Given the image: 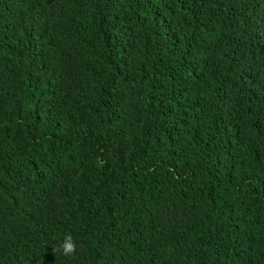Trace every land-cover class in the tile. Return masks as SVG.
I'll use <instances>...</instances> for the list:
<instances>
[{
	"label": "trees",
	"instance_id": "trees-1",
	"mask_svg": "<svg viewBox=\"0 0 264 264\" xmlns=\"http://www.w3.org/2000/svg\"><path fill=\"white\" fill-rule=\"evenodd\" d=\"M0 264H264V0H0Z\"/></svg>",
	"mask_w": 264,
	"mask_h": 264
},
{
	"label": "clouds",
	"instance_id": "clouds-1",
	"mask_svg": "<svg viewBox=\"0 0 264 264\" xmlns=\"http://www.w3.org/2000/svg\"><path fill=\"white\" fill-rule=\"evenodd\" d=\"M76 248V242L73 240L72 236L65 235L59 245L53 248V251L54 253L61 252L62 255L68 257L73 256L75 254Z\"/></svg>",
	"mask_w": 264,
	"mask_h": 264
}]
</instances>
